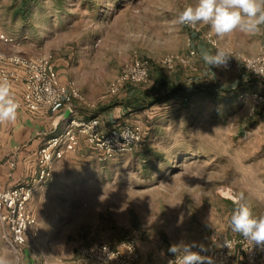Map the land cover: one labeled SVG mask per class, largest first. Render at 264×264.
Here are the masks:
<instances>
[{"label": "rangeland", "instance_id": "374dc122", "mask_svg": "<svg viewBox=\"0 0 264 264\" xmlns=\"http://www.w3.org/2000/svg\"><path fill=\"white\" fill-rule=\"evenodd\" d=\"M13 2L0 0V25L13 28ZM197 2L34 0L22 6L19 17L29 31L28 42L19 46L24 53H50L85 108L110 112L118 126L140 136L135 149L98 161L96 172L105 180L88 189L93 198L67 199L78 225L101 235L94 243L119 247L128 238L146 241L163 253L162 264L175 259L168 249L180 241L194 242L193 250L200 251L244 239L229 224L241 192L254 215L264 214V64L247 66L264 56V25L224 38L198 25L231 54L227 68L208 66L202 54L216 49L175 23L180 11ZM189 49L193 57L187 56ZM171 55L185 60L164 65L162 59ZM136 57L147 62L145 79L109 92ZM161 79L178 94L164 100ZM143 96V107L132 104ZM153 99L159 102L148 104ZM9 239L0 224V257L24 264L27 247H16V254ZM254 249L249 260L234 245L223 264H264V250Z\"/></svg>", "mask_w": 264, "mask_h": 264}, {"label": "crops", "instance_id": "0c3cea01", "mask_svg": "<svg viewBox=\"0 0 264 264\" xmlns=\"http://www.w3.org/2000/svg\"><path fill=\"white\" fill-rule=\"evenodd\" d=\"M32 2L34 0H14V7L11 9L14 15L13 28L7 27L4 22L0 25V31L13 37L20 47L23 39L25 43L29 39L27 26L20 24V13L23 10L22 6L32 5ZM29 19L24 18L25 23H29ZM4 50L7 51L8 48L4 47ZM53 63L58 80L61 83L72 84L76 88L72 81L64 79L63 69L58 67L54 58ZM84 102V99H74L70 105L61 103L53 108L38 111L17 109L14 121L0 122L2 188L23 183L36 174L39 148L62 130L66 118L86 120L97 117L103 131L117 126L110 112L108 115L94 114L93 105L85 108L87 103ZM63 115L66 116L65 119ZM99 155L100 152L95 147L78 135V143L73 151H65L60 158L52 160L49 178L34 189L26 203V210L34 223L29 230L30 237L24 245L27 247L24 249V264H100L86 260L77 251L80 245H90L96 238H101V235L93 234L95 232L93 227H80L77 211H73L75 208L72 210L67 201L93 198L94 194L88 189L105 180L103 175L96 172V167L103 160ZM9 244L17 254V248L10 239ZM111 245L116 246L115 242ZM138 247L140 264H162L163 253L152 248L148 242L139 240Z\"/></svg>", "mask_w": 264, "mask_h": 264}, {"label": "built area", "instance_id": "2783aa9c", "mask_svg": "<svg viewBox=\"0 0 264 264\" xmlns=\"http://www.w3.org/2000/svg\"><path fill=\"white\" fill-rule=\"evenodd\" d=\"M192 36H199L216 50V41L208 31L201 32L199 27L185 25ZM4 47L8 48L7 51ZM195 51L188 50V57ZM177 55L167 56L162 63L171 66L174 61H184ZM264 64V56L248 61L247 66L254 62ZM229 63L222 67L227 68ZM147 62L137 57L127 65L108 87L109 92L116 91L117 86L125 82H140L147 75ZM6 79L13 91V97L19 104L18 109L27 111L47 110L58 104L70 105L74 99L82 100L79 91L68 83L58 80L50 53L30 55L24 53L18 42L11 36L0 31V80ZM70 113V106L68 109ZM66 118V116H65ZM63 117V119H65ZM78 135L100 152V159L111 158L135 149L140 136L136 129L126 125H117L103 131L97 117L86 120L66 118L62 130L50 137L37 152V172L30 179L10 188L0 186V223L8 230L11 243L22 248L29 239V230L34 223L26 210V203L34 189L44 183L50 176V164L53 159L60 158L65 151H73L78 143ZM230 243L240 246L245 257L252 260L255 249L250 248L244 239L225 241L216 246L208 247L202 255L212 257L213 264H223L229 260ZM77 251L86 259L100 264H140L138 242L128 238L119 247H112L98 241L90 245H80ZM166 264H169L167 262Z\"/></svg>", "mask_w": 264, "mask_h": 264}, {"label": "clouds", "instance_id": "9594fccd", "mask_svg": "<svg viewBox=\"0 0 264 264\" xmlns=\"http://www.w3.org/2000/svg\"><path fill=\"white\" fill-rule=\"evenodd\" d=\"M175 23L193 28L200 24L208 25L218 38H224L237 30L255 32L264 25V0H198L194 6L188 5L180 11ZM229 57L231 54L226 49L218 48L215 53L205 51L201 58L208 66H223ZM18 108L9 82L0 80V122L14 121ZM235 203L229 220L231 230L245 239L249 249L255 247L264 250V214H253L243 192ZM225 245L231 247L228 242ZM196 247L194 242L190 244L183 241L170 245L168 252L175 259L169 264H213L212 257L202 255L205 250L203 246H200V251L193 250ZM0 264L11 262L0 257Z\"/></svg>", "mask_w": 264, "mask_h": 264}, {"label": "trees", "instance_id": "16d2710c", "mask_svg": "<svg viewBox=\"0 0 264 264\" xmlns=\"http://www.w3.org/2000/svg\"><path fill=\"white\" fill-rule=\"evenodd\" d=\"M28 1H30V0H28ZM166 82H167L166 80H162V79L158 82V84L163 87L162 93H163L164 100H167V99L171 98L172 96H176L179 92V90H177V87H173V86L169 85V83H166ZM187 92H191V91L188 90ZM188 96H190V95L187 94L186 96H184V99L187 100ZM146 100L147 99L144 96L140 97V98L135 97L132 100V102H133L132 104L134 106H142L143 107V105H145L144 102H146ZM155 102H159V100L158 99L150 100V101H148V104H154ZM126 103L128 105L130 104V102H126Z\"/></svg>", "mask_w": 264, "mask_h": 264}, {"label": "water", "instance_id": "95a60500", "mask_svg": "<svg viewBox=\"0 0 264 264\" xmlns=\"http://www.w3.org/2000/svg\"><path fill=\"white\" fill-rule=\"evenodd\" d=\"M65 115H63L62 117H64Z\"/></svg>", "mask_w": 264, "mask_h": 264}]
</instances>
